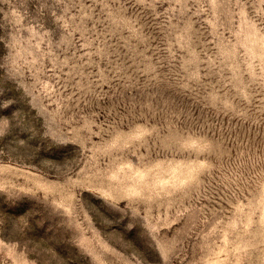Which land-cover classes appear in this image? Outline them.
<instances>
[{"label": "rangeland", "instance_id": "rangeland-1", "mask_svg": "<svg viewBox=\"0 0 264 264\" xmlns=\"http://www.w3.org/2000/svg\"><path fill=\"white\" fill-rule=\"evenodd\" d=\"M0 264H264V0H0Z\"/></svg>", "mask_w": 264, "mask_h": 264}]
</instances>
